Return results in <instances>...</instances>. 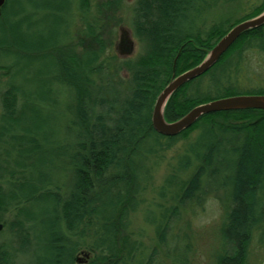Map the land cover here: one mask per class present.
<instances>
[{
    "label": "trees",
    "instance_id": "16d2710c",
    "mask_svg": "<svg viewBox=\"0 0 264 264\" xmlns=\"http://www.w3.org/2000/svg\"><path fill=\"white\" fill-rule=\"evenodd\" d=\"M53 1L44 10L55 12L60 27L77 9L89 47H68L69 31L33 33L35 14L22 4L11 11L12 0L0 20V73L9 79L1 97L0 236L9 229L14 237L0 242V264H78L80 252L93 256L90 264H143L131 217L164 154L181 141L159 192L170 206L147 222L164 245L181 209L223 192L217 264H246L254 233L264 235V111L207 115L176 137L158 134L152 113L166 86L200 65L231 29L260 15L264 0L243 7L234 0H136L131 29L141 50L133 59L107 55L100 21L110 4L96 11L89 0ZM251 54L264 55V27L178 90L165 119L178 121L219 99L264 96V85H247Z\"/></svg>",
    "mask_w": 264,
    "mask_h": 264
},
{
    "label": "rangeland",
    "instance_id": "374dc122",
    "mask_svg": "<svg viewBox=\"0 0 264 264\" xmlns=\"http://www.w3.org/2000/svg\"><path fill=\"white\" fill-rule=\"evenodd\" d=\"M259 0H234L235 7H243L248 4L257 3ZM54 2L53 0H12L11 11L18 9L22 4L28 7L31 16V23H34L32 32L41 36L56 35L58 32L72 33V40L68 47L75 51H81L89 47L90 39L84 35L85 24L79 20L77 9L72 8V22L63 27L57 25L53 14L54 11H45L44 6ZM76 2V1H75ZM136 0H89V6L93 10L110 4L109 10L102 11V21H100V35L107 45V55H115L120 59H133L140 53V46L134 37L131 29L133 16V6ZM36 4V7H31ZM57 14V13H56ZM58 15V14H57ZM68 18V15L66 16ZM68 21V20H67ZM86 31V30H85ZM251 69L250 84L264 85V55L251 54L248 58ZM32 73V72H31ZM30 73H23L22 78L16 81H24ZM8 77L0 73V115L2 113L1 97L8 83ZM185 142L181 141L171 151L164 154L159 167L154 172L152 188L143 196L144 203L139 207V211L131 217V227L129 232L133 239L141 241L143 244V264H148L149 257L154 253L153 264H217V259L222 252V229L225 223V213L227 203L224 193L219 195L208 192L202 204H189L180 210V219L173 225V228L166 237L164 245L159 244L158 236L152 225L147 222V218L152 219L159 216L160 209H166L170 202H164L159 197L160 188L165 178L171 172L170 164L182 153ZM150 212V213H148ZM148 213V214H147ZM11 222V217H6ZM14 237L9 229L0 236V242L13 241ZM78 264H90L93 256L80 252L77 255ZM26 262V257L22 258ZM246 264H264V235L262 232H255L248 248Z\"/></svg>",
    "mask_w": 264,
    "mask_h": 264
},
{
    "label": "water",
    "instance_id": "95a60500",
    "mask_svg": "<svg viewBox=\"0 0 264 264\" xmlns=\"http://www.w3.org/2000/svg\"><path fill=\"white\" fill-rule=\"evenodd\" d=\"M4 1L0 0V9ZM262 27H264V11L260 15L231 29L209 52L200 65L183 73L169 83L159 95L153 109L152 124L154 130L162 136L176 137L191 129L200 119L207 115L230 111H264V96L240 95L197 106L183 118L172 123L165 119L166 105L178 90L209 72L243 35ZM3 230L4 225L0 224V233Z\"/></svg>",
    "mask_w": 264,
    "mask_h": 264
},
{
    "label": "flooded vegetation",
    "instance_id": "af4514ba",
    "mask_svg": "<svg viewBox=\"0 0 264 264\" xmlns=\"http://www.w3.org/2000/svg\"><path fill=\"white\" fill-rule=\"evenodd\" d=\"M8 3V0L4 1L3 6L0 9V20H2V23H4V18H5V14H6V5Z\"/></svg>",
    "mask_w": 264,
    "mask_h": 264
}]
</instances>
